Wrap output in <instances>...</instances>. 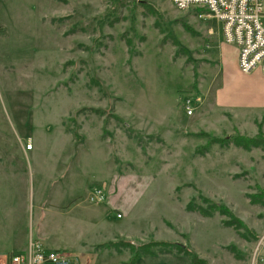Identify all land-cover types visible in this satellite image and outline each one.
Returning <instances> with one entry per match:
<instances>
[{
	"label": "rangeland",
	"instance_id": "rangeland-1",
	"mask_svg": "<svg viewBox=\"0 0 264 264\" xmlns=\"http://www.w3.org/2000/svg\"><path fill=\"white\" fill-rule=\"evenodd\" d=\"M203 13L171 0H0V176L26 177L30 186L69 176L79 193L121 176L139 197L111 211V241H177L208 264H263L264 204L246 193L264 191V149L212 137L264 136V113L215 112L199 90L230 78L262 86L264 101V73L227 65L215 73L217 61L205 62L209 45L223 43L220 23ZM198 193L227 205L259 238L240 237L218 213L187 211L191 197L201 202ZM117 249L105 264L128 263L130 249ZM133 264L191 262L165 253Z\"/></svg>",
	"mask_w": 264,
	"mask_h": 264
},
{
	"label": "crops",
	"instance_id": "crops-1",
	"mask_svg": "<svg viewBox=\"0 0 264 264\" xmlns=\"http://www.w3.org/2000/svg\"><path fill=\"white\" fill-rule=\"evenodd\" d=\"M219 38L222 39L221 35ZM221 41L223 43L218 46L209 45L211 51L206 53L209 56L205 63L217 61L215 73L224 71L225 65L237 70V47ZM200 70L202 76L209 72L207 66H201ZM228 79L224 78L214 90L200 87L205 101L208 95L207 104L213 111L233 113V118L250 113L248 110L251 108L264 113V101H260L256 94L262 86L246 83L244 87L239 81ZM120 179L121 176H116L102 181L99 185L103 187L105 198L94 203L88 200V191L78 192L76 182L69 176L35 178L36 185L32 186L26 177L0 176V264H6L9 253L25 251L35 240L45 248L67 252L74 258L75 264H105L106 258L120 253L108 252L110 249L105 245L116 237V234H110L111 211L119 210L117 202L125 199L133 201L139 197L134 192H128L124 186L127 181ZM111 189H115V199L109 196ZM33 197L31 214L22 215L21 209ZM119 214V218L122 217Z\"/></svg>",
	"mask_w": 264,
	"mask_h": 264
},
{
	"label": "built area",
	"instance_id": "built-area-1",
	"mask_svg": "<svg viewBox=\"0 0 264 264\" xmlns=\"http://www.w3.org/2000/svg\"><path fill=\"white\" fill-rule=\"evenodd\" d=\"M178 9L200 8L206 17L220 23L222 40L237 47V68L248 73L260 69L264 73V0H171ZM209 28L208 32L211 33ZM186 114H191L189 99H183ZM103 187L96 186L87 194L91 202L103 200ZM116 216H120L119 213ZM264 237V233H263ZM75 264L74 258L59 249H48L32 241L25 251L11 252L6 264Z\"/></svg>",
	"mask_w": 264,
	"mask_h": 264
},
{
	"label": "trees",
	"instance_id": "trees-1",
	"mask_svg": "<svg viewBox=\"0 0 264 264\" xmlns=\"http://www.w3.org/2000/svg\"><path fill=\"white\" fill-rule=\"evenodd\" d=\"M196 9H200L197 7H194ZM184 29L189 31L190 33L194 34L196 31L188 24H183ZM92 111L101 113V109L98 108H91ZM115 118H117L115 116ZM259 131L256 135L253 136H247L242 134H234L230 135L228 137H212L213 141L220 142V143H232L233 145L240 147L245 150H249L252 147H261L264 149V136L260 134ZM205 148L204 145L201 146V149ZM264 159V157H263ZM246 195L249 198V201L251 203H262L264 204V191L259 190L257 193H246ZM197 197L200 198L201 202L196 203L194 201V197H191L190 200L187 201L185 204V209L187 211H194L202 216H212L214 213H218L222 216H224L221 219V223L224 226H231L233 227L237 234L240 237H243L245 239H252L256 240L259 238V235L252 231L243 220H241L239 217H237L231 209L227 207L224 203H217L208 197L198 193ZM117 243V244H116ZM124 244L130 249V260L128 263L124 264H133V261L137 258V256L141 254H165V253H178V254H184L189 257V260L191 264H208L204 258L199 257L195 252H193L191 249L187 248L184 244L179 243L177 241H166V240H153L149 241L147 243L139 244L138 246H134L130 241L126 240H119V241H109L107 244L108 246H115L116 250L117 245ZM150 246H155L156 249H151ZM228 248L231 251L237 249L235 248L234 244H229ZM264 264V263H263Z\"/></svg>",
	"mask_w": 264,
	"mask_h": 264
}]
</instances>
